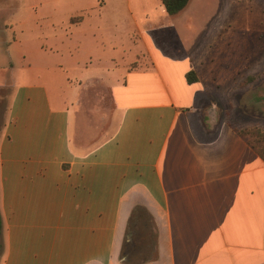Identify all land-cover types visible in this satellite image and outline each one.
Wrapping results in <instances>:
<instances>
[{
    "label": "crops",
    "instance_id": "crops-1",
    "mask_svg": "<svg viewBox=\"0 0 264 264\" xmlns=\"http://www.w3.org/2000/svg\"><path fill=\"white\" fill-rule=\"evenodd\" d=\"M109 1L118 4L0 0V98L11 89L0 129V264H264V161L204 99L198 71L187 82L190 56L154 40L157 30L179 36L192 0L172 15L158 0L167 16L135 23L125 58L103 43L116 47L118 16L131 6ZM101 82L112 129L85 149L76 132L89 104L79 94ZM134 211L153 231L145 260L122 255Z\"/></svg>",
    "mask_w": 264,
    "mask_h": 264
},
{
    "label": "rangeland",
    "instance_id": "rangeland-1",
    "mask_svg": "<svg viewBox=\"0 0 264 264\" xmlns=\"http://www.w3.org/2000/svg\"><path fill=\"white\" fill-rule=\"evenodd\" d=\"M11 1L15 6L23 2ZM107 2L118 4L109 0ZM128 3L131 13L125 9L126 12L118 16L122 28L116 47L112 50L103 43L108 54L120 49V55L124 58L129 53V35H132V30L137 33L135 23L144 29L147 20H160L161 16H167L160 11L158 0H122L119 4ZM187 7L183 15L191 12V19L188 21L186 16H182L176 20L181 37V41L178 40L184 44L186 51L180 49L176 42L179 36L170 30L153 33L156 44L172 54L176 52L179 57L184 53L190 56L195 71H198L206 87L204 99L215 103L220 120L249 137L256 130L264 131V0H192ZM14 17H17L16 12ZM168 18L171 19L170 16ZM173 18L177 17L174 15ZM106 25L108 32L114 31L113 17L109 13ZM75 49L80 54L86 51L83 44ZM90 55L94 59L97 54ZM89 64H94V60ZM105 85V82L92 83L91 88L81 90L79 94L80 99L89 104L78 115L76 132V142L85 149L97 145L112 129L111 98ZM10 90L1 91L0 129ZM128 231V235L132 236H129L123 249V257L132 261L153 257L154 247L151 248V245L154 236L151 226L148 225V229L130 228ZM1 251L0 246V256Z\"/></svg>",
    "mask_w": 264,
    "mask_h": 264
},
{
    "label": "trees",
    "instance_id": "trees-1",
    "mask_svg": "<svg viewBox=\"0 0 264 264\" xmlns=\"http://www.w3.org/2000/svg\"><path fill=\"white\" fill-rule=\"evenodd\" d=\"M189 0H160L161 5L164 8V11L169 14H176L180 10H182ZM186 80L188 83L194 82L197 80V75L195 70L191 69L185 74ZM236 132L245 140V142L256 152V154L264 161V131L256 130L253 133L252 137L247 136L241 132ZM143 227L142 223L139 220V213H135V211L130 215L128 220V229L131 230ZM2 230V217L0 213V235ZM132 235H130L131 237ZM1 246V243H0Z\"/></svg>",
    "mask_w": 264,
    "mask_h": 264
}]
</instances>
